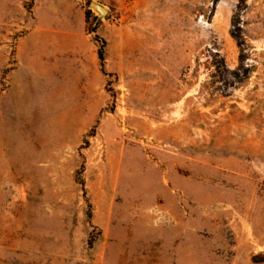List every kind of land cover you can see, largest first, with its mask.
<instances>
[{"label":"rangeland","instance_id":"1","mask_svg":"<svg viewBox=\"0 0 264 264\" xmlns=\"http://www.w3.org/2000/svg\"><path fill=\"white\" fill-rule=\"evenodd\" d=\"M0 264H264V0H0Z\"/></svg>","mask_w":264,"mask_h":264},{"label":"water","instance_id":"2","mask_svg":"<svg viewBox=\"0 0 264 264\" xmlns=\"http://www.w3.org/2000/svg\"><path fill=\"white\" fill-rule=\"evenodd\" d=\"M90 6L97 12L98 17L106 15V10L104 8H102L101 6H99L95 3H90Z\"/></svg>","mask_w":264,"mask_h":264},{"label":"trees","instance_id":"3","mask_svg":"<svg viewBox=\"0 0 264 264\" xmlns=\"http://www.w3.org/2000/svg\"><path fill=\"white\" fill-rule=\"evenodd\" d=\"M238 31V30H237ZM97 56H98V60H99V63H100V67L101 69L103 70V66H104V57H103V51H102V48H99L98 52H97ZM240 83H242V81H239Z\"/></svg>","mask_w":264,"mask_h":264}]
</instances>
